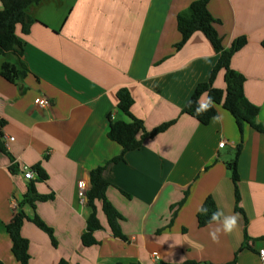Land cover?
Listing matches in <instances>:
<instances>
[{
  "label": "crops",
  "instance_id": "1",
  "mask_svg": "<svg viewBox=\"0 0 264 264\" xmlns=\"http://www.w3.org/2000/svg\"><path fill=\"white\" fill-rule=\"evenodd\" d=\"M195 1L42 0L31 9L36 22L28 34L19 31L27 75L18 84L0 76V119L6 121L0 131L14 138H0L12 157L0 144V264H20L6 226L33 183L52 199L24 211L54 230L57 246L25 221L21 232L29 241V264H263L264 135L244 128L243 212H237L226 167L241 140L235 119L222 106L221 120L207 125L183 114L219 58L202 32L177 49L178 17ZM209 11L220 21L215 28L225 49L247 38L231 68L246 78L245 95L259 107L264 124V0H211ZM224 75V70L217 74L216 88L225 89ZM122 88L130 91L132 113L147 131L176 123L128 152L124 161L110 163L122 147L108 138L109 117L135 126L118 107ZM44 97L48 108L38 103ZM25 166L34 171L32 180L25 179ZM100 166L106 167L107 197L123 217L128 241L113 236L96 202L103 229L93 234L99 244L85 247L91 209L79 197L80 182L88 191L90 172ZM186 191L189 196L178 207ZM209 196L226 215H239L237 230L221 234L219 243L209 235L215 223L198 226V209Z\"/></svg>",
  "mask_w": 264,
  "mask_h": 264
},
{
  "label": "trees",
  "instance_id": "2",
  "mask_svg": "<svg viewBox=\"0 0 264 264\" xmlns=\"http://www.w3.org/2000/svg\"><path fill=\"white\" fill-rule=\"evenodd\" d=\"M41 1L42 0H0L3 6V9L0 10V76L12 84L22 82L27 75V67L23 62L25 43L19 31L22 35H26L30 32L31 27L36 22L31 9L39 5ZM210 1L211 0L195 1L185 13L178 17V30L182 35V41L177 45V49L183 48L196 32H202L210 41L215 52L219 55L209 80L196 87L184 106L183 114H187L201 124L207 125L212 121V117L218 115V107L222 106L223 109L230 112L235 119L241 140L236 147L233 159L226 163V167L230 172L231 180L235 188V210L237 212H243L240 208L239 159L243 151L244 128L245 126H249L253 130L264 135V124L258 119L259 107L251 103L245 95L244 85L246 78L241 73L231 68L233 56L247 45V38H237L229 49H225L223 46V39L215 28V24L220 21L216 20L209 11ZM262 46L264 48V41L262 42ZM221 70L225 71V89H219L214 86L217 74ZM205 93L211 97L215 106L197 116V101L206 102L203 101L204 98L207 100V97L203 95ZM117 98L119 100V109L127 118L135 123V126L125 121L115 122L109 117L110 129L108 138L122 147L121 154L117 158L111 160L110 163L124 161V157L128 152L140 149L148 138H154L166 132L176 123V120L163 123L149 132L145 128L143 121L135 117L132 113L134 99L130 91L127 88L120 89L117 93ZM5 125L6 121L0 119V129ZM0 138H3L1 131ZM0 144L1 151L11 157L9 152L5 149L4 144ZM105 169V166H100L90 172L91 187L87 191V205L91 209V215L87 220V232L82 236V244L85 247H92L99 244L93 234L103 229L97 215L96 202L102 204V211L106 216L108 226L113 236L123 241H128V237L124 234L121 225L123 217L107 197V190L110 183L103 177ZM11 171L16 172V167L13 166ZM38 172L42 177L40 169H38ZM125 194L127 195V193ZM188 196L189 192L186 191L184 199L178 203L177 206H182ZM51 199L52 196L40 195L36 190L35 184H31L29 186V191L19 204L17 213L10 224L6 226V231L12 242V253L20 264H29L31 259L29 241L23 237L21 232L25 221H30L35 224L51 238L53 245L57 246L54 230L39 216L29 217L24 211V207L27 205L35 208L37 202H47ZM202 206L208 209V214L204 215L198 211L197 221L200 228L209 226L208 220L211 213L218 209L211 196L206 198ZM59 264H68V262L62 260ZM186 264L201 263L189 262Z\"/></svg>",
  "mask_w": 264,
  "mask_h": 264
},
{
  "label": "clouds",
  "instance_id": "3",
  "mask_svg": "<svg viewBox=\"0 0 264 264\" xmlns=\"http://www.w3.org/2000/svg\"><path fill=\"white\" fill-rule=\"evenodd\" d=\"M207 97L206 102L197 101L198 107L196 108L197 116L203 114L204 112L213 108L214 101L211 99L207 93L203 94ZM213 122H219L221 117L219 115L212 117ZM198 211L204 215L208 214V209L201 206ZM215 223L217 227L212 228L209 232L210 238L214 243H219L220 235H230L237 230L239 226V215L237 213L225 214L223 210L217 209L215 212H212L208 224L211 225ZM262 259H264V252L261 253Z\"/></svg>",
  "mask_w": 264,
  "mask_h": 264
},
{
  "label": "built area",
  "instance_id": "4",
  "mask_svg": "<svg viewBox=\"0 0 264 264\" xmlns=\"http://www.w3.org/2000/svg\"><path fill=\"white\" fill-rule=\"evenodd\" d=\"M38 103L43 108H48V107L51 106L50 100L48 98H46V97H44L41 100H39ZM2 139L5 140V141L8 140V139L11 140V141L14 140V138H8V137H6L4 135H3V138ZM225 145H226L225 142L220 143V147L221 148H223ZM23 171H24L25 179L32 180L34 178V171L30 167L25 166L24 169H23ZM79 197H80V199H81L82 202L83 201L86 202V200H87V191H86V188L83 187V184L81 182H80ZM260 257H261L262 263L264 264V259H262L261 254H260Z\"/></svg>",
  "mask_w": 264,
  "mask_h": 264
},
{
  "label": "rangeland",
  "instance_id": "5",
  "mask_svg": "<svg viewBox=\"0 0 264 264\" xmlns=\"http://www.w3.org/2000/svg\"><path fill=\"white\" fill-rule=\"evenodd\" d=\"M0 65H1V61H0ZM231 152V150H229Z\"/></svg>",
  "mask_w": 264,
  "mask_h": 264
}]
</instances>
